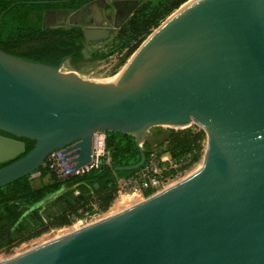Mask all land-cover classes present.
I'll use <instances>...</instances> for the list:
<instances>
[{
    "label": "water",
    "instance_id": "water-1",
    "mask_svg": "<svg viewBox=\"0 0 264 264\" xmlns=\"http://www.w3.org/2000/svg\"><path fill=\"white\" fill-rule=\"evenodd\" d=\"M32 2V1H23ZM33 2H47L37 0ZM32 2V3H33ZM13 3L0 14L3 15ZM82 27L89 44L106 26ZM0 49V187L55 152L72 170L94 134L135 138L142 167L153 127L196 124L200 169L131 207L0 264H264V0H190L133 53L112 82ZM22 139L34 141L25 151Z\"/></svg>",
    "mask_w": 264,
    "mask_h": 264
},
{
    "label": "trees",
    "instance_id": "trees-1",
    "mask_svg": "<svg viewBox=\"0 0 264 264\" xmlns=\"http://www.w3.org/2000/svg\"><path fill=\"white\" fill-rule=\"evenodd\" d=\"M89 1L91 0L32 3L0 0V14L15 3L1 20L0 49L26 60L55 66L65 59L70 66L77 67L78 63L85 59V50L89 45L85 41L82 28L45 26L41 16L49 8L75 11ZM188 1L190 0H139L137 6L120 24L116 37L110 43V49L93 53L92 57L103 59L117 51L125 50L122 60L124 65L152 32ZM106 133L115 173L119 176H128L136 172L138 169L116 170V167L133 165L140 159L135 138L118 131ZM203 133V130L194 131L191 128L182 132L171 130L162 142L169 148L161 152L155 149L157 145L151 146L145 142L143 146L147 159L152 152L158 154L167 152L173 158L181 157L193 150L200 152ZM22 140L25 142V151L19 157L28 153L34 145L32 140ZM200 155H196L195 158L199 159ZM49 171V168L44 166L36 172H41L43 177ZM51 174L52 183L39 188L32 186L29 179L31 175L0 187V250H9L53 227L70 225L72 214L81 208L89 207L91 191L97 196L102 210H106L116 196L114 173L106 164L83 176L64 181L58 180L52 172ZM76 190L79 193H76Z\"/></svg>",
    "mask_w": 264,
    "mask_h": 264
},
{
    "label": "built area",
    "instance_id": "built-area-1",
    "mask_svg": "<svg viewBox=\"0 0 264 264\" xmlns=\"http://www.w3.org/2000/svg\"><path fill=\"white\" fill-rule=\"evenodd\" d=\"M200 130L202 129L198 127V131ZM107 139L106 132L98 131L94 134L92 159L88 164L78 169L72 170L63 160L64 155L61 152L53 153L48 158L46 166L58 180L64 181L72 177L83 176L106 164L114 173L117 196L132 195L147 198L188 177L187 175L183 178V175L197 162L198 159L195 157L200 155L204 148L202 142L200 152L193 150L178 158H173L169 153L165 156L152 152L145 164L136 172L128 176H119L115 173L111 163V151L107 146ZM90 197L89 207L81 208L77 213L71 215L72 225L84 226L104 219L106 210L100 208L97 196L93 191L90 192Z\"/></svg>",
    "mask_w": 264,
    "mask_h": 264
},
{
    "label": "rangeland",
    "instance_id": "rangeland-1",
    "mask_svg": "<svg viewBox=\"0 0 264 264\" xmlns=\"http://www.w3.org/2000/svg\"><path fill=\"white\" fill-rule=\"evenodd\" d=\"M105 3L106 5H108V8L105 7L106 9H104V7H100V5H97V4L94 5V9L98 8L97 10H99V12L102 13L103 17H105V15L108 14L107 11L111 10L112 0H107ZM90 14H92V11L86 8L85 11L81 14V17L90 15ZM41 19H42L43 25L45 26H49V25L54 26V25H57L58 22L63 21V18L61 19L57 18L55 14L52 16H50L49 14L45 15V12H43ZM123 19H125L124 16L122 19H118V22L120 23ZM111 27L113 28V26ZM117 31L118 30H115L114 32H112V36L107 40L89 44L85 50V59L82 60L80 63H78L77 67H72L67 61H65L64 64L62 65V71L63 72L75 71L85 80L92 81V82H100V83L111 82L113 80L112 77H115L118 74V72L123 69L125 64L130 59L129 58L127 62L123 65L122 60L125 56L126 51L125 50L117 51L115 54L107 58H103V59H94L92 57V54L96 52H105L108 49H110L111 47L110 43L116 37ZM190 128L193 129L194 131H198V127L194 124H191L185 127H179V128H172V127H166V126L165 127L164 126L163 127H153L149 130V136L145 142H147L151 146L157 145L155 149L161 152L169 148L166 143L162 144V142H163V139L167 136L168 133H170L171 130L182 132L183 130L190 129ZM159 132H162V133L159 135L158 134ZM202 142H203L204 148L201 152L200 158L183 175V178L186 177L187 175L189 176L193 174L198 169H200V167L202 166L205 148L207 145V135L205 132L203 133ZM29 179L34 188L42 187L43 185L47 183H52L53 181L51 171H49L47 175L43 177L41 176V172H35L29 177ZM76 193H79V191L76 190ZM144 199L146 198L132 196V195H122V196L116 195L112 203L106 209V213L103 218L117 214ZM84 226L80 224H76V225L70 224V225L63 226V227H55V228L53 227L38 237H34L30 240L24 241L9 250L0 251V261H4L12 257H15L17 255H20L32 248H35L48 241L61 237L74 230L80 229Z\"/></svg>",
    "mask_w": 264,
    "mask_h": 264
},
{
    "label": "flooded vegetation",
    "instance_id": "flooded-vegetation-1",
    "mask_svg": "<svg viewBox=\"0 0 264 264\" xmlns=\"http://www.w3.org/2000/svg\"><path fill=\"white\" fill-rule=\"evenodd\" d=\"M23 1L33 2L37 0H15V2H23ZM44 1L52 2L56 0H44ZM106 1L107 0H91L75 11L68 9L49 8L45 10V15L49 14L50 16H52L55 14L57 18L60 19L63 18V21L58 22L57 24L61 26H69V24H80L83 26L100 25V26H106L109 29H111L112 32H114L115 30L119 29L120 24L124 21L123 19L119 23L118 19H122L123 16L127 18V16L132 12L133 8L137 6V4L139 3V0H112L111 10L107 11L108 14L105 15V17L101 16L100 13L99 15H97L96 8L94 9V5L97 4L100 5V7H104V9H106L108 8V5H106L105 3ZM86 8L90 9L92 11V14L81 17V14L85 11ZM111 26H113V28ZM0 135L5 137H11L1 132ZM3 164L5 165V163Z\"/></svg>",
    "mask_w": 264,
    "mask_h": 264
},
{
    "label": "crops",
    "instance_id": "crops-1",
    "mask_svg": "<svg viewBox=\"0 0 264 264\" xmlns=\"http://www.w3.org/2000/svg\"><path fill=\"white\" fill-rule=\"evenodd\" d=\"M98 8H96V13H97V15H99V13H100V15L102 16V13L101 12H99V10H97ZM163 154L165 155V156H167L168 155V153L167 152H163Z\"/></svg>",
    "mask_w": 264,
    "mask_h": 264
},
{
    "label": "bare ground",
    "instance_id": "bare-ground-1",
    "mask_svg": "<svg viewBox=\"0 0 264 264\" xmlns=\"http://www.w3.org/2000/svg\"><path fill=\"white\" fill-rule=\"evenodd\" d=\"M122 70H123V69H122ZM122 70H121V71H119L117 75H120V74H121V72H122ZM117 75H116V76H117ZM108 81H109V80H108ZM112 81H113V80H112ZM112 81H111V82H112ZM182 127H183V126H182Z\"/></svg>",
    "mask_w": 264,
    "mask_h": 264
}]
</instances>
